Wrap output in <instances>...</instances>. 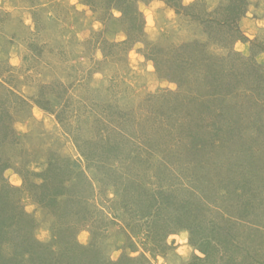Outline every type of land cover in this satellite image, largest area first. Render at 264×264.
Wrapping results in <instances>:
<instances>
[{"label": "rangeland", "instance_id": "obj_1", "mask_svg": "<svg viewBox=\"0 0 264 264\" xmlns=\"http://www.w3.org/2000/svg\"><path fill=\"white\" fill-rule=\"evenodd\" d=\"M128 1L139 37L123 0H0V197L55 255L264 264V0Z\"/></svg>", "mask_w": 264, "mask_h": 264}, {"label": "trees", "instance_id": "obj_2", "mask_svg": "<svg viewBox=\"0 0 264 264\" xmlns=\"http://www.w3.org/2000/svg\"><path fill=\"white\" fill-rule=\"evenodd\" d=\"M124 2L118 3L117 8H119L121 14H122V19L127 22V25L123 28V31L125 34L128 36V38H133V37H139V16L141 17V20L143 18L141 12L137 9V4L134 1H128V0H123ZM166 1V0H165ZM127 20H130L127 21ZM138 21V22H137ZM129 24V25H128ZM143 29V27H142ZM141 31V30H140ZM142 32L140 33V35ZM188 64L192 65V62H187ZM186 63L183 64H178L181 65L183 70H185V65ZM178 67V66H177ZM219 74V72H218ZM219 80V79H218ZM3 83H0V86ZM5 87V92L7 93L8 96L10 94H14L12 90H9ZM3 103V100H1L0 104ZM7 107V105H5ZM2 106L0 105V108ZM11 112L7 108H1L0 110V146H4V144H10V137L13 134V126H12V119H7ZM104 152V156L106 160L109 158H116L117 154L110 153L107 148H104L102 150V154ZM6 164L0 160V177H1V170H3L4 166ZM36 185L38 188L42 187L45 188L46 185L42 184ZM60 194L59 191H57L55 195ZM53 198V194L51 196ZM3 198V195H2ZM0 197V232H2V235L7 234L8 236L9 233V228L13 227L14 229H17L21 233L25 234H30V244L34 245L33 249L30 250L29 248L21 249L19 256L15 258L14 256H9L6 261L4 258H0V264H22V260L24 259L25 256L28 257V259H31L33 264H137V259L133 258L131 256H128L127 254H122L119 259L112 261L107 259L105 256H102V254L98 251L97 247L94 244V240L97 239L96 234H92L93 237V244H91L88 247H85L81 244H78L73 240L69 246H61L58 248L61 250H58L60 252L59 254L57 253L56 255L54 254V250H52V245H47L43 244L31 237V233L29 231V228L33 229V225L31 222H29V219L27 218L26 212L24 209L21 207L20 202H16V200L10 201L8 198L2 199ZM2 199V200H1ZM41 204L44 203L42 200H40ZM26 215V218L23 219V217ZM178 223V221H177ZM94 233V232H93ZM11 235H14V233H11ZM6 239V238H5ZM12 239V237H11ZM98 240V239H97ZM1 242L3 240H0ZM57 247V246H56ZM54 254V257L51 259V255ZM31 256V257H30ZM30 257V258H29ZM26 259V261H28ZM145 259V258H144ZM145 263H147V260L145 259Z\"/></svg>", "mask_w": 264, "mask_h": 264}]
</instances>
